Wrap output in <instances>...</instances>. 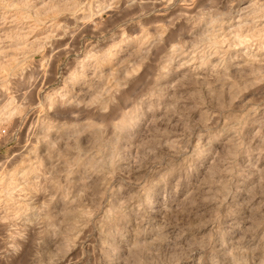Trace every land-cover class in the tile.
Wrapping results in <instances>:
<instances>
[{
    "label": "rangeland",
    "instance_id": "1",
    "mask_svg": "<svg viewBox=\"0 0 264 264\" xmlns=\"http://www.w3.org/2000/svg\"><path fill=\"white\" fill-rule=\"evenodd\" d=\"M75 1L0 0V264H264V0Z\"/></svg>",
    "mask_w": 264,
    "mask_h": 264
},
{
    "label": "bare ground",
    "instance_id": "2",
    "mask_svg": "<svg viewBox=\"0 0 264 264\" xmlns=\"http://www.w3.org/2000/svg\"><path fill=\"white\" fill-rule=\"evenodd\" d=\"M74 1H75V0H74ZM80 2H81V1H80ZM90 2H91V1H90ZM61 3H62V2H61ZM68 3H70V2L68 1ZM74 3L77 4L76 1H75ZM62 4H63V3H62ZM72 4H73V0H72ZM101 4H102V3H101ZM73 5H74V4H73ZM66 6H67V4H66ZM78 6H79V5H78ZM83 6H84V5H83ZM137 6H138V5H137ZM55 7H56V6H55ZM68 7H69V5H68ZM75 7H76V6H75ZM89 7H90V6H89ZM138 7H139V6H138ZM59 8H60V7H59ZM91 8H92V7H91ZM63 9H66V8L63 7ZM71 9H73V6H72V8L70 7V10H71ZM92 9H93V8H92ZM98 9H99V8H98ZM102 9H103V8H102ZM84 10H85V9H84ZM103 10H104V9H103ZM72 11H73V10H72ZM239 12H240V11H239ZM88 14H89V13H88ZM107 16H108V15H107ZM35 23H36V22H35ZM247 24H249V23H247ZM241 26H242V25H241ZM239 27H240V26H239ZM237 28H238V27H237ZM237 28H236V29H237ZM240 29H241V28H240ZM239 33H240V32H239ZM253 33H254V32H253ZM235 36H236V35H235ZM261 36H262V35H261ZM23 37H24V36H23ZM13 38H14V37H13ZM15 40H16V39H15ZM238 40H239V39H238ZM16 41H17V40H16ZM215 43H216V42H215ZM217 43H218V42H217ZM213 44H214V43H213ZM38 49H39V48H38ZM103 53H104V52H103ZM107 53H108V52H107ZM93 55H94V54H93ZM104 55H106V53H105ZM104 55H103V57H106V56H107V55H106V56H104ZM109 55H110V54H108V56H109ZM101 56H102V55H101ZM101 56H100V58H102ZM94 57H95V55H94ZM92 59H93V58H92ZM103 59H106V58H103ZM103 59H102V60H103ZM109 61H110V59H109ZM106 62H107V61H106ZM252 62H253V61H252ZM97 63H98V62H97ZM254 63H255V62H254ZM245 65H246V64H245ZM96 66H98V64H97ZM246 66H247V65H246ZM260 67H261V66H260ZM93 68H94V67H93ZM96 71H97V70H96ZM93 75H94V73H93ZM216 80H217V79H216ZM22 96H23V95H22ZM48 97H49V96H48ZM54 101H55V100H54ZM56 101H57V100H56ZM48 102H49V101H48ZM50 105H51V104H50ZM118 123H119V122H118ZM122 125H123V124H122ZM119 126H120V125H119ZM33 171H34V170H33ZM23 172H25V171H23ZM23 172H22V173H23ZM27 172H28V171H27ZM60 259H61V258H60Z\"/></svg>",
    "mask_w": 264,
    "mask_h": 264
}]
</instances>
